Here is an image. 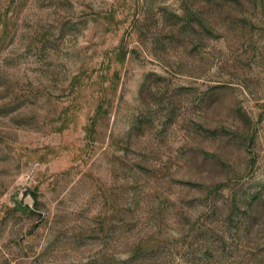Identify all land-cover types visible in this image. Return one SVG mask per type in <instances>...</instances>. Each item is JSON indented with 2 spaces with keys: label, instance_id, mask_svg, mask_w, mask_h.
I'll list each match as a JSON object with an SVG mask.
<instances>
[{
  "label": "rangeland",
  "instance_id": "obj_1",
  "mask_svg": "<svg viewBox=\"0 0 264 264\" xmlns=\"http://www.w3.org/2000/svg\"><path fill=\"white\" fill-rule=\"evenodd\" d=\"M0 264H264V0H0Z\"/></svg>",
  "mask_w": 264,
  "mask_h": 264
}]
</instances>
